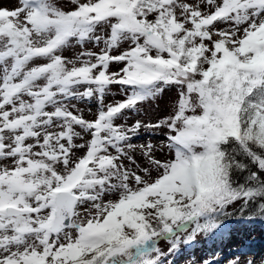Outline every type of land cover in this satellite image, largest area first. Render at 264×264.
Here are the masks:
<instances>
[{"label": "snow or ice", "instance_id": "snow-or-ice-1", "mask_svg": "<svg viewBox=\"0 0 264 264\" xmlns=\"http://www.w3.org/2000/svg\"><path fill=\"white\" fill-rule=\"evenodd\" d=\"M7 2L0 264H264V0Z\"/></svg>", "mask_w": 264, "mask_h": 264}, {"label": "rangeland", "instance_id": "rangeland-1", "mask_svg": "<svg viewBox=\"0 0 264 264\" xmlns=\"http://www.w3.org/2000/svg\"><path fill=\"white\" fill-rule=\"evenodd\" d=\"M64 3H68L69 0H63ZM4 6L6 7H12L13 2L9 0V2L5 3ZM66 56H71L72 52H66ZM117 91L116 88H113V93ZM115 99L119 100L122 99L120 96H115ZM113 98L111 96L108 97L106 100V103H112ZM168 102V96L166 95L164 100L161 101V110L159 112H155L152 110H149L150 117L152 119H156L157 116L163 117L164 115L167 114L168 109L165 107V105ZM83 107V105H81ZM155 107V106H153ZM92 111L95 112V106H92ZM85 116L88 119H92L93 117L85 111ZM157 141H154L156 143ZM264 230L263 227H258L257 225H252V226H246V227H241L239 229V234L233 239L231 242L228 240V238L225 239L223 246L219 250V256L221 259L224 258H231L233 253L240 251L241 250V241L247 242L249 241L248 247H246L244 250L245 251H250L253 253L257 260L261 257H264V232L261 231ZM161 247H165V245L162 243ZM209 249L210 246H204V247H198L197 251H195V259L201 260L203 258H207L209 255ZM178 264H186V261L181 258L178 261Z\"/></svg>", "mask_w": 264, "mask_h": 264}, {"label": "trees", "instance_id": "trees-1", "mask_svg": "<svg viewBox=\"0 0 264 264\" xmlns=\"http://www.w3.org/2000/svg\"><path fill=\"white\" fill-rule=\"evenodd\" d=\"M258 227H263L264 228V226H262V225H260V224H256Z\"/></svg>", "mask_w": 264, "mask_h": 264}]
</instances>
